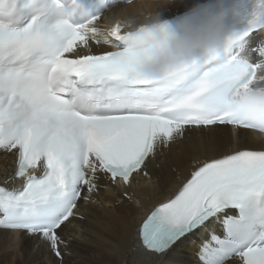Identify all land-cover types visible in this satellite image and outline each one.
Wrapping results in <instances>:
<instances>
[{
	"label": "snow or ice",
	"instance_id": "1",
	"mask_svg": "<svg viewBox=\"0 0 264 264\" xmlns=\"http://www.w3.org/2000/svg\"><path fill=\"white\" fill-rule=\"evenodd\" d=\"M7 3L0 0V12ZM99 18L75 26L63 20L48 29L0 25V149L16 155V170L4 185L22 182L13 189L0 185V227L39 234L57 257L59 230L80 212L81 200L89 201L101 175L130 184L190 126H235L237 137L264 141L227 104L233 90L264 70L258 68L264 38L252 44L264 27L249 21L237 32L249 59L222 58L157 82L139 71L141 57L124 42L121 26L104 33L93 26ZM90 39L115 50L76 51H90ZM226 209L237 214L223 216L224 234L205 242L202 264H225L232 256L264 264V150L198 160L178 192L143 219L139 237L146 249L164 254Z\"/></svg>",
	"mask_w": 264,
	"mask_h": 264
},
{
	"label": "bare ground",
	"instance_id": "2",
	"mask_svg": "<svg viewBox=\"0 0 264 264\" xmlns=\"http://www.w3.org/2000/svg\"><path fill=\"white\" fill-rule=\"evenodd\" d=\"M104 0L102 16L93 26L107 33L118 18L128 16L142 19L150 10L160 9L170 19L208 0ZM115 2V3H114ZM123 31V29H122ZM264 34L252 37L255 46ZM113 43H116L114 38ZM89 49L77 47L81 54L113 51L110 44L89 40ZM71 55V54H68ZM253 61L258 55H253ZM236 127H188L185 135L146 161V166L125 185L100 176L99 187L87 203L81 200L80 212L70 218L60 230L63 243L61 257L54 255L48 241L39 234L0 227V264H202L201 249L212 234L223 236V216H233L226 210L209 219L203 226L186 234L164 254H147L138 243V228L147 214L161 202H166L190 179L198 160L231 154L233 150H264V141L246 140L235 135ZM16 155L0 149V185L9 189L21 186L19 179L4 185L6 177L15 172ZM42 171V170H40ZM127 193V194H126ZM225 264H241L239 258L227 259Z\"/></svg>",
	"mask_w": 264,
	"mask_h": 264
},
{
	"label": "clouds",
	"instance_id": "3",
	"mask_svg": "<svg viewBox=\"0 0 264 264\" xmlns=\"http://www.w3.org/2000/svg\"><path fill=\"white\" fill-rule=\"evenodd\" d=\"M247 3V24L251 21L254 26L264 27V0ZM161 8L147 11L142 19L128 16L116 22L123 29L124 42L140 55L139 71L147 78L160 82L194 65L232 56L249 59L247 46L237 43L238 31L226 26L228 18L236 15L232 5L194 7L174 23L162 16ZM260 66L264 61L258 62ZM227 104L250 131L264 137V70L254 72L246 87L233 90Z\"/></svg>",
	"mask_w": 264,
	"mask_h": 264
},
{
	"label": "rangeland",
	"instance_id": "4",
	"mask_svg": "<svg viewBox=\"0 0 264 264\" xmlns=\"http://www.w3.org/2000/svg\"><path fill=\"white\" fill-rule=\"evenodd\" d=\"M55 255V254H54Z\"/></svg>",
	"mask_w": 264,
	"mask_h": 264
}]
</instances>
